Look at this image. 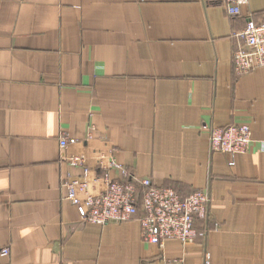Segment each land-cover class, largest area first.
<instances>
[{
    "label": "crops",
    "instance_id": "0c3cea01",
    "mask_svg": "<svg viewBox=\"0 0 264 264\" xmlns=\"http://www.w3.org/2000/svg\"><path fill=\"white\" fill-rule=\"evenodd\" d=\"M224 1L0 0L1 264H264V67H232L264 0L238 15ZM229 124L249 126L248 152L208 149L202 126ZM111 161L182 197L207 191L216 228L160 248L137 216L82 221L65 184L101 193L123 180Z\"/></svg>",
    "mask_w": 264,
    "mask_h": 264
},
{
    "label": "built area",
    "instance_id": "2783aa9c",
    "mask_svg": "<svg viewBox=\"0 0 264 264\" xmlns=\"http://www.w3.org/2000/svg\"><path fill=\"white\" fill-rule=\"evenodd\" d=\"M246 0H225V9L229 15H238ZM243 41L232 52V67L236 74H245L264 67V21L247 20L244 28L236 34ZM207 134L208 149L227 155L244 154L249 151L253 139L246 124L225 126L203 125ZM67 143L60 140V146ZM72 165H81L84 160L74 156ZM109 167L119 168L123 180H107L103 192L92 195L88 192L85 179L66 182L67 198L75 205L80 219L84 222L105 225L110 222H124L137 214V185L144 191L140 199V224L142 241L163 248L166 240H177L182 244H192L204 237L212 223L209 214V196L205 190H196L182 197L173 188L153 186L149 179L138 181L128 171L113 161ZM79 190L84 194L79 198ZM202 221L199 229L198 221ZM9 254L8 247L0 248L1 258ZM167 264H184V259H170Z\"/></svg>",
    "mask_w": 264,
    "mask_h": 264
},
{
    "label": "trees",
    "instance_id": "16d2710c",
    "mask_svg": "<svg viewBox=\"0 0 264 264\" xmlns=\"http://www.w3.org/2000/svg\"><path fill=\"white\" fill-rule=\"evenodd\" d=\"M143 191H144L143 187L137 186V189H136V195H137V214L135 215V217L137 216V218L141 215L140 199L142 197Z\"/></svg>",
    "mask_w": 264,
    "mask_h": 264
},
{
    "label": "rangeland",
    "instance_id": "374dc122",
    "mask_svg": "<svg viewBox=\"0 0 264 264\" xmlns=\"http://www.w3.org/2000/svg\"><path fill=\"white\" fill-rule=\"evenodd\" d=\"M239 154V153H238ZM234 155H237V154H234ZM234 155H231V156H234Z\"/></svg>",
    "mask_w": 264,
    "mask_h": 264
}]
</instances>
